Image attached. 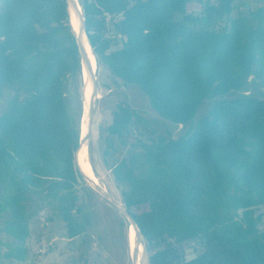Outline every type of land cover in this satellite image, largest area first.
I'll list each match as a JSON object with an SVG mask.
<instances>
[{
    "label": "trees",
    "instance_id": "obj_1",
    "mask_svg": "<svg viewBox=\"0 0 264 264\" xmlns=\"http://www.w3.org/2000/svg\"><path fill=\"white\" fill-rule=\"evenodd\" d=\"M234 1L80 0L97 60L163 119L194 123L211 100L177 138L142 139L144 118L125 100L107 127L114 150L138 141L112 173L149 264H264V98L246 93L249 79L264 86V4L216 29ZM80 66L67 0H0V97L11 92L0 113V215L16 240L8 259L28 254L34 199L69 238L88 228L81 121L65 95Z\"/></svg>",
    "mask_w": 264,
    "mask_h": 264
},
{
    "label": "rangeland",
    "instance_id": "obj_2",
    "mask_svg": "<svg viewBox=\"0 0 264 264\" xmlns=\"http://www.w3.org/2000/svg\"><path fill=\"white\" fill-rule=\"evenodd\" d=\"M75 3L77 16L83 25L80 0H75ZM262 4H264V0H235L232 13L214 27L216 29L226 27L230 19L240 12L254 9ZM73 12L74 9L71 5L69 17L72 26L74 25L72 15H75ZM194 13L199 14L200 11L196 10ZM111 21L112 19L107 17L108 24ZM75 31L76 34H79V31ZM80 42L87 60V66L85 67L84 56L81 52L80 69L77 74L68 79L65 95L71 112L81 121L82 142L79 166L81 174H85L81 166L84 158L89 157L87 160L89 159L91 166V172L85 176L93 184L82 175L83 181L77 186L80 194L88 196L85 205L90 216L88 228L84 234L69 238L61 218L52 214L51 210L44 206L41 201L34 199L29 209L30 235L25 243L28 254L24 260L5 257V254L14 248L16 240L3 229L6 215H0V264H149L142 236H140V243L138 244L140 250L137 259L134 261L133 248L136 249L135 238L137 236L135 225L120 209L125 207L121 189L112 173V166L116 161L140 149L138 141L132 138L125 148H120L116 142L118 150H114L108 147L107 127L112 123L117 104L125 100L137 109L144 118L145 127L141 135L142 139L146 140L158 134L177 138L190 131L195 121L211 106V100L204 101L196 114L194 123L174 124L163 119L152 108L148 97L136 84H125L97 58L93 63L90 83H88L87 71L90 63V52L84 45L81 36ZM249 81L250 84L246 93L264 98V86L252 79ZM89 93L96 94L90 123L88 120L92 102L87 100ZM238 93L234 91L229 96H236ZM10 96L11 92L6 90L0 97V113L5 111ZM83 149L87 152V156L82 151ZM86 186L92 188L90 194H87ZM257 213L262 214L259 227L264 230V209L260 208ZM192 256L193 254L190 253L189 257Z\"/></svg>",
    "mask_w": 264,
    "mask_h": 264
},
{
    "label": "bare ground",
    "instance_id": "obj_3",
    "mask_svg": "<svg viewBox=\"0 0 264 264\" xmlns=\"http://www.w3.org/2000/svg\"><path fill=\"white\" fill-rule=\"evenodd\" d=\"M72 6H73V9H74V12H75V15L73 14H71L72 15V17H73V28L75 29V30H77V31H79L80 32V29L82 28V23L79 21V17L77 16V12H76V10H77V7H76V3H75V0H72V4H71ZM72 12V11H71ZM73 12V13H74ZM81 38H82V40H83V43H84V45L86 46V48L89 50V52H90V63H89V65H88V71H87V82L88 83H90V77H91V73H92V67H93V63H94V61H95V59H96V56H95V54H94V52H93V49H92V47L90 46V44H89V42H88V39L86 38V36L82 33L81 34ZM88 58V57H87ZM87 61V60H86ZM91 91V90H90ZM97 92V91H96ZM96 96V94H94V93H89V95H88V101L89 102H92V100L94 99V97ZM83 152H84V154L87 156V152L83 149L82 150ZM87 158H89V157H87ZM87 158H84L83 160H82V169H83V171L85 172V174L87 175L88 173H90L91 172V166H90V161H88L87 160ZM134 223V222H133ZM135 225V224H134ZM135 229H136V226H135ZM136 231V234H137V236H138V232H137V229L135 230ZM134 231V232H135ZM133 232V233H134ZM135 234V233H134ZM136 236V237H137ZM135 238V237H134ZM135 240H136V238H135ZM140 250V246H139V248H138V245H136V249H134L133 248V252H136V255H138V251ZM137 259V258H136Z\"/></svg>",
    "mask_w": 264,
    "mask_h": 264
},
{
    "label": "water",
    "instance_id": "obj_4",
    "mask_svg": "<svg viewBox=\"0 0 264 264\" xmlns=\"http://www.w3.org/2000/svg\"><path fill=\"white\" fill-rule=\"evenodd\" d=\"M67 3H68V11H69V14H70V6H71V4H72V0H67ZM84 34L86 37H87V34H86V30H85V24H84V18H83V26H82V28L80 29V32H79V34H77V38H78V43H79V48H80V54H81V52H82V54H83V56H84V64H85V67L87 66V61H86V58H85V55H84V53H83V48H82V45H81V42H80V36H81V34ZM87 39H88V37H87ZM88 42H89V40H88ZM89 44H90V42H89ZM90 46H91V44H90ZM95 86V85H94ZM95 99L96 98H94L93 100H92V103H91V106H90V112H89V123H90V121H91V115H92V111H93V107H94V102H95ZM81 142H82V140H81ZM85 178H86V180L88 181V182H90V183H92L91 182V180L87 177V176H85V174L83 173L82 174ZM93 184V183H92ZM95 186V185H94ZM96 188H98L97 186H96ZM98 190H100L99 188H98ZM101 191V190H100ZM102 192V191H101ZM103 193V192H102ZM105 194V193H104ZM107 196V195H106ZM121 210H122V212L129 218V219H131L133 222H134V224H135V226H136V229H137V232H138V236L136 237V240H135V245H138L139 243H140V236H141V232H140V229H139V227H138V225H137V223L135 222V220L133 219V217L129 214V212L126 210V208H120ZM136 258H137V255H136V252H134V261L136 260Z\"/></svg>",
    "mask_w": 264,
    "mask_h": 264
},
{
    "label": "built area",
    "instance_id": "obj_5",
    "mask_svg": "<svg viewBox=\"0 0 264 264\" xmlns=\"http://www.w3.org/2000/svg\"><path fill=\"white\" fill-rule=\"evenodd\" d=\"M110 16L108 15V18H109Z\"/></svg>",
    "mask_w": 264,
    "mask_h": 264
}]
</instances>
